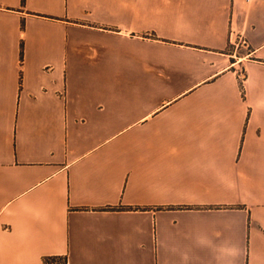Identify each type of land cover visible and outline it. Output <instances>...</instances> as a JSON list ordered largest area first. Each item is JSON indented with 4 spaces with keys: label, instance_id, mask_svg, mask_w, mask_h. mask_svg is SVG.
<instances>
[{
    "label": "crops",
    "instance_id": "obj_1",
    "mask_svg": "<svg viewBox=\"0 0 264 264\" xmlns=\"http://www.w3.org/2000/svg\"><path fill=\"white\" fill-rule=\"evenodd\" d=\"M264 264V0H0V264Z\"/></svg>",
    "mask_w": 264,
    "mask_h": 264
},
{
    "label": "built area",
    "instance_id": "obj_2",
    "mask_svg": "<svg viewBox=\"0 0 264 264\" xmlns=\"http://www.w3.org/2000/svg\"><path fill=\"white\" fill-rule=\"evenodd\" d=\"M234 1H242L245 4H250V3L255 2L256 0H234ZM46 264H68V262L67 261H63V260H60V259H49L46 262Z\"/></svg>",
    "mask_w": 264,
    "mask_h": 264
},
{
    "label": "trees",
    "instance_id": "obj_3",
    "mask_svg": "<svg viewBox=\"0 0 264 264\" xmlns=\"http://www.w3.org/2000/svg\"><path fill=\"white\" fill-rule=\"evenodd\" d=\"M25 2V0H23V3Z\"/></svg>",
    "mask_w": 264,
    "mask_h": 264
}]
</instances>
